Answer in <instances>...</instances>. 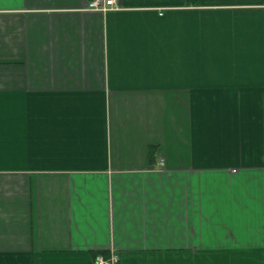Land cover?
<instances>
[{
	"label": "crops",
	"instance_id": "obj_1",
	"mask_svg": "<svg viewBox=\"0 0 264 264\" xmlns=\"http://www.w3.org/2000/svg\"><path fill=\"white\" fill-rule=\"evenodd\" d=\"M0 0V264H264V0Z\"/></svg>",
	"mask_w": 264,
	"mask_h": 264
},
{
	"label": "built area",
	"instance_id": "obj_2",
	"mask_svg": "<svg viewBox=\"0 0 264 264\" xmlns=\"http://www.w3.org/2000/svg\"><path fill=\"white\" fill-rule=\"evenodd\" d=\"M86 8L90 11L97 12H109L120 10V0H89ZM116 262V257L112 254L108 258L103 256H96L92 262V264H114Z\"/></svg>",
	"mask_w": 264,
	"mask_h": 264
},
{
	"label": "snow or ice",
	"instance_id": "obj_3",
	"mask_svg": "<svg viewBox=\"0 0 264 264\" xmlns=\"http://www.w3.org/2000/svg\"><path fill=\"white\" fill-rule=\"evenodd\" d=\"M109 2H111V0H109Z\"/></svg>",
	"mask_w": 264,
	"mask_h": 264
}]
</instances>
